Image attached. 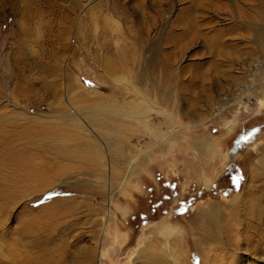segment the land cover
Segmentation results:
<instances>
[{"label": "rangeland", "instance_id": "obj_1", "mask_svg": "<svg viewBox=\"0 0 264 264\" xmlns=\"http://www.w3.org/2000/svg\"><path fill=\"white\" fill-rule=\"evenodd\" d=\"M103 98L133 112L105 113L140 164L121 187L73 121ZM263 172V0H0V264H264Z\"/></svg>", "mask_w": 264, "mask_h": 264}, {"label": "bare ground", "instance_id": "obj_2", "mask_svg": "<svg viewBox=\"0 0 264 264\" xmlns=\"http://www.w3.org/2000/svg\"><path fill=\"white\" fill-rule=\"evenodd\" d=\"M112 2L114 3V1H112ZM263 2H264V0H263ZM73 4H74V2H73ZM73 4L70 3L68 5L70 7H72ZM114 6L117 8V6L115 4H114ZM76 9H72V10H76ZM43 12H45V11H43ZM46 13L47 14H52V10H48V11H46ZM56 14L59 16V18H61L63 16V14L61 12L56 13ZM148 19H149L148 22H153V19L151 17L148 18ZM112 67H113L112 71H114V72L120 71V69H118L119 68L118 66L113 65ZM141 94L142 93L139 92L140 97L142 96ZM106 98H108V97H106ZM140 99H142V101H145L147 103L149 102V100L147 98H145L144 96H142ZM116 100L113 101V104L115 106H117L118 108H120V111H118L119 109H116V107L115 108H109L107 104H108V102H110V100L109 101L107 99L104 100V98H103V99H101L102 102H97L95 105L83 109L82 113L77 114L73 118V121L76 122L83 129V131H85V129L88 127L89 129H94L97 132L98 138L101 141V143H100V141H98L100 144L97 145V143L94 140H92V138H91L90 139L89 154H90L91 159L98 164V167L102 171L103 170L105 171V169H104L105 167L104 166L107 165V164L109 166L108 168H111V171L112 170L115 171L116 168L114 167L113 163L118 162V159L122 160V162H119L122 165V168H121L122 175H121V177H120V179L118 181V186L121 187L123 185V183L125 182V180L127 179V177L129 175H131L132 173L136 172L139 169L140 164L139 163L138 164L137 163H131L129 161V159L123 158V156H124L123 149L126 147L125 144H124L125 140H126L125 139V135H124L123 131L119 129V127L117 128V127L114 126L115 124L114 125L112 124V122L114 120H116V118L114 116H105V113L109 114V113H112V112L114 113V112H117V111L120 112L121 115L125 114V115L131 116V114L133 112L132 113L131 112H126V110L128 109V104H126L125 102L116 101ZM138 103H140L139 99H138V101L135 100V101H133L132 103H129V104L132 105V104H138ZM133 115H135L139 119V118H141V117H143L145 115V112L139 110V111H135ZM164 118L166 120V125L168 127H171L172 131H171V133H165L163 135L156 133V135L160 136L162 142L163 141L167 142L168 140H170V138H172V135H176L177 136V134L180 133V130H179V126L176 125V123L173 121L172 117H170L169 115L165 114ZM149 139H150V137H149ZM202 142L203 141L198 140V138L194 139L193 140L194 148L198 149V146L201 147ZM208 149L209 148H207V150ZM143 156L145 158V156H148V154L143 153ZM17 157H18V154H17ZM19 168L20 167L14 166L13 167L14 170H13V172L11 174L18 176ZM46 171H47V169H46ZM43 174H44V171H43ZM262 174L264 175V172ZM12 175H8L7 174V176L10 177V178L12 177ZM2 183H3V181H2ZM1 192H3L4 194L1 193ZM5 192H8V191L6 190L5 186H3V188L0 189V199L5 197ZM112 197H113L112 192H109V197H108L109 205L111 203ZM237 206L238 205H236V206L233 205V206H231V208L236 209V208H238ZM109 217H110V210L106 211L104 213L103 218H102L103 219V224H105V222L108 220ZM204 217H207V220H204ZM215 217H216L215 211L212 208H210V212L206 213L203 210L202 211H198L197 216L195 217V219L194 218L191 219V221L189 223L191 225V229L194 232H196L197 235H198L197 236L198 237L197 240L199 239L202 243H207V244L211 243V241H213V240H216V243L218 242L217 241V232L219 233V231H218L219 230V224H216L217 223V219ZM210 220H211L212 224L209 223ZM262 220L264 221V218L263 219L260 218V222H262ZM199 227L201 229L200 231H198ZM159 234L160 235L163 234L164 237H165V235L169 234V232H167V230H165V228H164L163 231H161ZM172 237L175 238V236H172ZM199 244H201V243H199ZM176 246L181 250V252H183L182 248H181V245L178 246L176 244ZM139 255L141 256L140 258H142V260H143V264H149L153 260L160 258L163 254L159 253V254H157L158 256L154 255V254H152V255L149 254L148 255V253L144 252V250H143V251H141V253ZM52 257H53V264H60L61 260H60L59 255H58L59 258L56 257L55 255H52ZM173 262L176 264V259L175 258H173Z\"/></svg>", "mask_w": 264, "mask_h": 264}]
</instances>
